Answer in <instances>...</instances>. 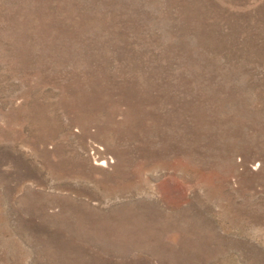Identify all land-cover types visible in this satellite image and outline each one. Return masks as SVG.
I'll return each mask as SVG.
<instances>
[{
    "label": "rangeland",
    "instance_id": "1",
    "mask_svg": "<svg viewBox=\"0 0 264 264\" xmlns=\"http://www.w3.org/2000/svg\"><path fill=\"white\" fill-rule=\"evenodd\" d=\"M0 264H264V0H0Z\"/></svg>",
    "mask_w": 264,
    "mask_h": 264
}]
</instances>
